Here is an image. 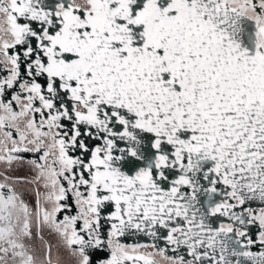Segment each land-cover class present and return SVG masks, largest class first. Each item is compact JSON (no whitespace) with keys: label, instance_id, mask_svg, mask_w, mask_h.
<instances>
[{"label":"snow or ice","instance_id":"snow-or-ice-1","mask_svg":"<svg viewBox=\"0 0 264 264\" xmlns=\"http://www.w3.org/2000/svg\"><path fill=\"white\" fill-rule=\"evenodd\" d=\"M0 264H264V0H0Z\"/></svg>","mask_w":264,"mask_h":264}]
</instances>
